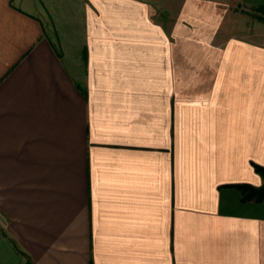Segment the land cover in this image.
<instances>
[{
    "label": "crops",
    "instance_id": "obj_1",
    "mask_svg": "<svg viewBox=\"0 0 264 264\" xmlns=\"http://www.w3.org/2000/svg\"><path fill=\"white\" fill-rule=\"evenodd\" d=\"M158 2L0 0V264H264V35Z\"/></svg>",
    "mask_w": 264,
    "mask_h": 264
},
{
    "label": "rangeland",
    "instance_id": "obj_2",
    "mask_svg": "<svg viewBox=\"0 0 264 264\" xmlns=\"http://www.w3.org/2000/svg\"><path fill=\"white\" fill-rule=\"evenodd\" d=\"M159 1V0H153ZM182 0H171L173 8H178ZM227 6V12L221 26L218 28H203L204 33H219L221 36L229 35H264V11L258 9L259 0H220ZM161 4L162 2H158ZM173 9V11H174Z\"/></svg>",
    "mask_w": 264,
    "mask_h": 264
},
{
    "label": "trees",
    "instance_id": "obj_3",
    "mask_svg": "<svg viewBox=\"0 0 264 264\" xmlns=\"http://www.w3.org/2000/svg\"><path fill=\"white\" fill-rule=\"evenodd\" d=\"M258 9L264 11V5L259 6ZM258 18L259 20L264 21V16H259ZM254 168L264 179V165L254 164ZM229 186H233L241 192L243 201H264V183L259 186L249 183L231 184Z\"/></svg>",
    "mask_w": 264,
    "mask_h": 264
}]
</instances>
